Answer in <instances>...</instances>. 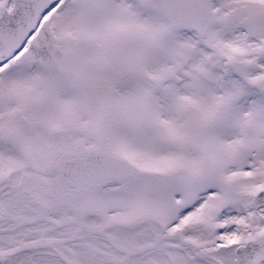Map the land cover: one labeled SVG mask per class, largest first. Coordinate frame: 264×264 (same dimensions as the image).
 <instances>
[{"label": "snow or ice", "instance_id": "obj_1", "mask_svg": "<svg viewBox=\"0 0 264 264\" xmlns=\"http://www.w3.org/2000/svg\"><path fill=\"white\" fill-rule=\"evenodd\" d=\"M0 264H264V0H0Z\"/></svg>", "mask_w": 264, "mask_h": 264}]
</instances>
